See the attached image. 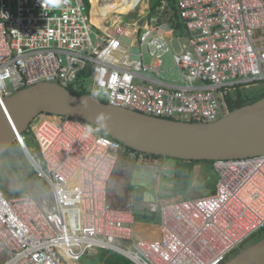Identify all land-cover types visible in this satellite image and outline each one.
Masks as SVG:
<instances>
[{"label": "built area", "instance_id": "2783aa9c", "mask_svg": "<svg viewBox=\"0 0 264 264\" xmlns=\"http://www.w3.org/2000/svg\"><path fill=\"white\" fill-rule=\"evenodd\" d=\"M147 1L127 13L116 7L99 26L92 0H0V103L50 82L148 115L214 122L231 112L230 94L264 82V0H177L174 21L152 17ZM169 53L179 78L163 75ZM25 132L37 145L25 134L18 143L49 191L9 196L0 184V264H82L108 250L136 264H225L264 229V154L215 161L211 194L160 198L138 211L114 207L109 184L124 152L147 168L155 155L65 115L41 113Z\"/></svg>", "mask_w": 264, "mask_h": 264}, {"label": "water", "instance_id": "95a60500", "mask_svg": "<svg viewBox=\"0 0 264 264\" xmlns=\"http://www.w3.org/2000/svg\"><path fill=\"white\" fill-rule=\"evenodd\" d=\"M41 113L89 122L123 145L157 156L217 161L264 154V97L217 121L194 122L148 115L113 105L93 93L75 94L58 83L41 82L0 103V155L14 142L22 141ZM22 149L33 167L40 169L25 144ZM225 264H264V237Z\"/></svg>", "mask_w": 264, "mask_h": 264}, {"label": "rangeland", "instance_id": "374dc122", "mask_svg": "<svg viewBox=\"0 0 264 264\" xmlns=\"http://www.w3.org/2000/svg\"><path fill=\"white\" fill-rule=\"evenodd\" d=\"M147 3L152 6L151 8L152 17L163 13V15H161L162 18L169 20L172 11L176 9L175 8L176 0H161L160 6L156 8L153 7L155 0H148ZM164 3H166L165 13L162 8V5ZM113 5L114 7L111 9V11L114 10L116 7H118V10L121 11L122 13H127L134 6L132 2L126 3L124 5L117 3ZM134 16L137 17L138 12H136ZM174 18L171 17L170 20L174 21ZM126 19L128 21H131L132 15L127 16ZM124 43L127 46L131 47V52L134 54L135 58H141L140 53L142 52V49L132 46L133 45L132 36L126 37L124 39ZM177 47L179 48V45H177ZM146 62L149 64L153 63V57L149 53L146 56ZM162 70H163V75L166 79H174L180 77V72L177 68H175V62L173 60V56L171 53L164 56V64ZM74 91L78 92V89H74ZM253 91H254V93H252L253 98L257 94L259 95L263 94L264 82L262 83V85H259V87L255 88ZM99 95L102 97L104 96V94L101 93H99ZM26 136H27V143L30 146L37 145L35 143L34 138L30 134L27 133ZM128 158L132 160L134 163L131 161L132 162L131 170L126 172L124 169V162H125L124 160ZM152 163L156 167H149V168L142 167L138 165L136 159L130 157L129 152H124L109 184V201L114 207L122 208V209L129 207L134 201L133 199L134 196H132V192L137 193L136 197L138 201L137 199H135L137 201L135 205L136 208L140 207V205L143 204L140 203L139 200H142L146 205L147 203L150 204L154 202L155 199H160V198L174 199L175 197L182 196L183 194H184L183 198H189V195L192 194V192H195L197 189H201V188L209 189V187L213 184L214 181L213 179L209 181V177H210L209 175L206 178L208 183L205 184V187L201 186L200 183H198L196 185H193V187L190 188L189 191L187 190L186 186H184V184H182L178 180V171H179L178 167L180 166L179 163L182 162L176 161L175 159L170 157L156 156V160ZM197 166L203 168L206 167L208 170L211 169V172H213L211 174L212 177L216 178L218 175L217 170L215 168V162L208 163L207 166L205 163H198ZM134 168L139 169V171H141L142 173L144 172L143 174H146V176L149 177L151 176L150 178L151 183L157 185L159 189L154 190L150 187L147 188L146 187L147 185L145 186L139 184L136 185L134 184L133 180L129 182V180L132 178V175L134 173ZM192 173L194 172L192 171ZM194 175L195 174H193V180H194ZM0 184L9 196H17L22 193L30 192L34 196L39 197L46 194L49 191L48 185L36 173L35 168L28 160L22 149H20L17 152H11L5 156L0 157ZM166 189L167 191H165ZM138 190L148 191L145 200L140 199ZM211 193L212 192L208 194ZM149 195H154L155 199L148 198ZM262 236H264V229L259 231V233L253 236L252 238H250V240L245 245H243L239 250H236L234 255L239 253V251L244 247H247L252 243H255L258 240H260ZM87 257H88L87 259L91 260L90 261L91 264H132L133 263V261L123 253H119L111 250L94 252L92 254H89ZM83 261L84 259L82 260V264H84Z\"/></svg>", "mask_w": 264, "mask_h": 264}, {"label": "crops", "instance_id": "0c3cea01", "mask_svg": "<svg viewBox=\"0 0 264 264\" xmlns=\"http://www.w3.org/2000/svg\"><path fill=\"white\" fill-rule=\"evenodd\" d=\"M131 157V156H130ZM132 158V157H131ZM125 162H124V169H125V171L127 172V171H130L131 170V166H132V160H130L129 158L128 159H125L124 160ZM132 161V162H131ZM134 163V162H133ZM206 164V163H205ZM179 167H178V169H179V171H178V177H180V175L182 176L181 178L183 179L184 178V175L187 173V172H189V174L188 175H190V183H189V185L188 186H186V188H187V190H189L190 188H192L193 187V185H196V184H198V183H200V185L201 186H203V187H205V184H207L208 183V181H207V176H209L210 175V177H209V181L211 180V179H213L214 181H213V184L209 187V189L207 188H201V189H197L195 192H192V194H190L189 195V197H197V196H202V195H206V194H208V193H210V192H214L215 191V189H216V184H217V181H218V175H217V177L215 178V177H212V173L213 172H211V169L210 170H208L206 167H198L197 165L193 168V169H190V168H188L187 166V163H179ZM206 166H207V164H206ZM181 167V168H180ZM192 171L194 172V173H192ZM211 172V173H210ZM144 173V172H143ZM141 171H139V169H136V168H134V173H133V175H132V178L129 180V182L130 181H132L133 180V182H134V184H136V185H142V186H145V185H147L146 187L148 188V187H150V188H152V189H154V190H158L159 189V187L157 186V185H155L154 183H151V181H150V178H151V176L149 177V176H146V174H143ZM193 174H195L194 175V180H193ZM212 177V178H211ZM120 183V182H119ZM181 183L182 184H184V182L183 181H181ZM123 185V184H122ZM131 185V184H130ZM185 186V185H184ZM165 191H167V189L165 190ZM190 191V190H189ZM206 191V192H205ZM148 191H146V190H138V193H139V195H140V199H143V200H145V198H146V195L148 194L147 193ZM134 192H132V196H134L133 197V199H134V201H133V203L131 204V205H134V207H135V205H136V202L138 201V199H137V197H136V195H137V193L135 192L134 194H133ZM186 193H188V192H186ZM206 193V194H205ZM184 195V194H183ZM179 196V197H175V198H183L184 196ZM148 198H153V199H155V196L154 195H149V197ZM135 199H137V201L135 200ZM168 199V198H167ZM156 200V199H155ZM169 200H171V199H169ZM139 202L140 203H143V204H141L140 205V207H138V208H136L135 207V209L136 210H138V211H142V209L145 207V206H147V205H149L147 202V204L145 205L144 204V202L142 201V200H139ZM130 205V206H131ZM147 216H150L149 214H144V213H140V217H144V219H143V221H145V222H147V221H149L146 217ZM152 217V216H151ZM154 218V217H153ZM151 219V218H150ZM138 230L139 231H141L143 234H145V235H148V233H147V228H146V226H145V223H140V225H138Z\"/></svg>", "mask_w": 264, "mask_h": 264}, {"label": "trees", "instance_id": "16d2710c", "mask_svg": "<svg viewBox=\"0 0 264 264\" xmlns=\"http://www.w3.org/2000/svg\"><path fill=\"white\" fill-rule=\"evenodd\" d=\"M160 4H161V0H155V3L153 5V7L156 8V7L160 6ZM176 7H177V0H176V6H175V8ZM179 27L182 28V24L181 23L179 24ZM260 85H262V84H260ZM257 87H259V86H257ZM257 87L250 88V89H244V90L239 89L237 92H234V93L230 94L229 97H228V103H229V106H230V111H233L235 109H238V108H240L242 106H245L247 104L254 103V102L260 100L261 98H263L264 97V93L261 94V95L257 94V95H255L256 97L254 96V98L252 97V93H254L253 90L255 88H257ZM70 90L73 93H75V94H86V93H89L86 88L78 89V92L74 91V88H72V87L70 88ZM251 98H253V99H251ZM24 134L26 135L27 132H25ZM20 149H22V148L19 146V143L18 142H14L11 147H9L3 154L0 155V157L1 156H5V155H7V154H9L11 152H17ZM155 156H157V155H155ZM173 159H175L176 161H180L182 163H187V165H188L187 167L190 168V169H193L198 163H206V164H208V163L215 162V161H212V160H205V161H199V160L186 161V160H181V159H177V158H173ZM36 173H37V171H36ZM188 174H189V172H187L184 175V178L183 179L181 178L182 177L181 175H180V177H178V180L180 182L183 181L185 186H188L189 183H190V175H188ZM146 218L147 219H150V218L153 219V217H151V216H147ZM263 237L264 236H262V238ZM89 254H92V253H89ZM88 255H86L84 257V261H83L84 264H91L90 263L91 260L87 259L88 258L87 257ZM132 264H136V263L133 261Z\"/></svg>", "mask_w": 264, "mask_h": 264}, {"label": "bare ground", "instance_id": "6f19581e", "mask_svg": "<svg viewBox=\"0 0 264 264\" xmlns=\"http://www.w3.org/2000/svg\"><path fill=\"white\" fill-rule=\"evenodd\" d=\"M135 1L137 2L138 0H133L132 3L135 4ZM92 2H93V18H92L93 22L98 24L99 26H102L103 17L107 15L108 13H110L114 5L113 3H102L101 0H92ZM220 160H228V159H220ZM256 163L260 164L261 162L256 161ZM260 184H264V183L262 182ZM260 190L264 192L263 187ZM73 264H77V263H73Z\"/></svg>", "mask_w": 264, "mask_h": 264}, {"label": "clouds", "instance_id": "9594fccd", "mask_svg": "<svg viewBox=\"0 0 264 264\" xmlns=\"http://www.w3.org/2000/svg\"><path fill=\"white\" fill-rule=\"evenodd\" d=\"M125 255V254H124ZM127 256V255H126Z\"/></svg>", "mask_w": 264, "mask_h": 264}]
</instances>
